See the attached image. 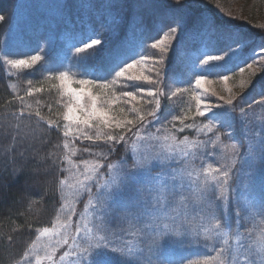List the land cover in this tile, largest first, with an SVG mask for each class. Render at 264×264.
Instances as JSON below:
<instances>
[{
	"label": "snow or ice",
	"instance_id": "6c2138e0",
	"mask_svg": "<svg viewBox=\"0 0 264 264\" xmlns=\"http://www.w3.org/2000/svg\"><path fill=\"white\" fill-rule=\"evenodd\" d=\"M87 3L88 0H81V7L84 8ZM170 3L180 8L183 5V0H170ZM6 22H8V18L0 15V24ZM186 23L182 15L160 21L162 27L168 28L169 33L174 35L177 40L182 32L185 33ZM101 24L107 31H113L118 26L115 17L111 19L102 17ZM217 31L215 25L203 18L192 24L193 35L207 36L212 39L213 34ZM133 36L134 40L122 43L119 48L110 52L105 48L103 35L98 33L95 28L91 31H76L66 26L61 32L50 30L33 37L37 42L43 43L45 52L43 59L45 60H49L48 52L57 42H63L62 54L49 60V67L44 70L58 73L54 79L59 81L61 98L67 97V107L63 113V134L65 137L72 134L89 141L104 140L115 146L124 142L126 137L123 134L117 137L113 134L101 133V127L110 130L118 129L123 132L132 130L135 126L137 131L140 128L147 131V127H150L152 122L159 121L165 101H173L175 98L183 96L186 90L180 87H176L174 91L171 88L165 90L164 82L166 80L171 79L173 83H182L179 76L184 74L172 72L168 67V61L164 54L169 53L175 47L173 44L172 48H169V37L157 40L151 45L153 49H161L159 60L153 62L159 67L148 69L149 72H155V79H153L151 75H145L142 70L145 58L141 56L139 60L133 59V56L138 54L137 47L144 45L143 39L136 41L135 29ZM85 39L88 40L87 43H84ZM224 40L226 44L222 49L225 51L223 56L207 55L204 59L199 60V64L196 63L199 57H190L188 53H185L184 56L178 55V59L186 72L205 71L207 74H211L212 68L222 67V62L233 56L242 47V42L238 37L233 38L232 35H229L225 36ZM29 43L30 41L26 40L22 33H18L9 24V35L0 44V55L4 56L11 69L36 70L38 62L42 60L41 55H31L23 59L7 58L11 54L10 47L28 49ZM233 43L238 45L235 50L231 48ZM104 55L108 57L107 63L99 65L97 61ZM257 55L264 57V48ZM248 67L252 68L253 65L249 64ZM59 68L68 70L59 71ZM0 70H2V65H0ZM72 70L75 75L87 78H72L69 75ZM29 74L28 71L21 73L23 76ZM204 78L203 75H197L194 81L196 89L202 90L195 94V111L191 112V109H188V112L183 116L172 117L173 121L178 120L181 125L177 128L176 124L172 123L175 132L183 133L185 130H195L198 134H205L203 139L189 141L188 136H184L183 139H179L176 135L164 136L165 144L160 148H153L148 153L134 150L135 154L130 166L126 159H121L115 166L111 163L107 164L110 178L104 180L103 184L95 185L97 189L95 196L101 204L98 210L99 215H94V220L98 223H94L91 228L85 224L82 230L79 221H76V235L72 236L70 229L73 224V216L68 215L66 221L63 223L57 221L52 229L44 228L40 234L49 235L56 232L58 236L62 237L57 239V245H68V240L71 239L70 247L78 249L71 255L79 258L78 264H140V260L137 258L140 253L134 252L132 248L125 250L110 246L113 244L110 236H116V233L110 232L109 225L117 219L120 198L125 195L131 184L148 185L150 190L157 191L162 188L164 191L172 193H175L177 189L195 186L199 193L196 202L190 208L184 209L183 217L179 214L163 215V219L168 223L160 230L158 236L149 238V250L159 252L164 241L174 245L176 253L167 257V264H185L189 257L201 254L205 255L202 264H210V262L211 264H257L258 259L259 264H264V242L259 243L255 248L248 243L252 239V230L247 229L246 225L249 222H254L257 215L264 217V196L259 199L255 197L251 176L246 189L247 196L243 201H237L234 210L232 200L226 195L232 183L231 175L236 171L230 163L221 164L219 167L211 169L213 175L210 179L205 175L203 181L199 179L194 181L192 171H189V169L194 170L196 161L202 162L206 157L216 155L214 150L209 151V145L217 144V141L220 140L221 130H225L224 138L226 140H234L236 125L243 124L247 114L245 108L239 107V103L236 102L237 98L234 96L227 99L219 96L218 99L222 102L212 103L211 96L216 93L203 88ZM222 79L227 80L228 77L223 76ZM144 82H147L151 87L145 90ZM116 85L131 90L123 91L120 97L113 96L111 99H107V92L94 94L95 89L111 90ZM35 91L39 92L41 89ZM31 92L32 89L29 88V94ZM118 99L132 105L128 109V115L131 118L118 119L109 115V108L105 105L115 104ZM240 99L242 100V97ZM139 103L154 107H152V111L141 114L143 109L136 106ZM259 103L264 104V99ZM171 106L175 107L174 104ZM238 108L239 111H237ZM121 111L124 110L121 109ZM24 115L23 112L20 113L22 118ZM35 115L40 117L39 112H36ZM28 118H31V113L28 114ZM198 118L199 124L197 123ZM40 119L43 120V117ZM47 124L49 127H60L59 121L49 120ZM93 128L97 131L95 135H90L88 130ZM144 139L159 142L160 138L149 134ZM246 139L248 146L243 152L236 144L228 146L230 155L227 159L231 160L232 156H239L248 162L252 169L256 167L257 162L264 166V123L261 124L258 132L246 135ZM64 147L67 149L69 142H65ZM84 151L91 152V148H85ZM177 156L182 158L183 168L171 167ZM95 167L99 168L100 165ZM157 167L160 172L153 175V169ZM65 170L67 171V169ZM208 172L209 169L204 168V173ZM162 178L163 182L160 183ZM60 182L64 183V181ZM217 189H219L220 195L216 194ZM136 191L139 192L140 189L137 188ZM78 192L79 189H77ZM89 194H91V189H89ZM153 199L156 200L155 204H150L148 200H141L138 205H126L125 210L136 208L137 211L134 215L137 221L145 216L160 219L163 207L160 206L158 197H153ZM222 208L223 211H221ZM68 211L74 213L75 209L69 207ZM124 218L126 217H120V219ZM190 218H198L199 223L195 228H193ZM9 240L11 241V237ZM218 244L219 247H217ZM39 247L40 245L36 242L29 245L28 249L23 252L21 261L24 264H29L31 256ZM44 247L47 248L49 245H44ZM212 252H215L216 255H210ZM46 258L51 260V254L49 253ZM42 259L44 257L36 256L37 261ZM196 264H200V262H196Z\"/></svg>",
	"mask_w": 264,
	"mask_h": 264
},
{
	"label": "rangeland",
	"instance_id": "374dc122",
	"mask_svg": "<svg viewBox=\"0 0 264 264\" xmlns=\"http://www.w3.org/2000/svg\"><path fill=\"white\" fill-rule=\"evenodd\" d=\"M122 1L125 4H130V11L133 14L123 43L134 40V29L136 41L138 42L139 39L144 41L143 47H137L136 51L138 54L133 56V59L139 60L143 56L145 58L142 69L144 74L151 75L155 79V72H149L148 69L159 67L158 64L154 65L153 62L159 60L161 49H153L151 45L157 40L169 37V48L171 49L173 44L175 47L169 53L164 54L168 61V67L172 72L184 74L179 76L183 81L182 83H173L171 79L166 80L164 82L165 90L171 88L174 91L176 87H180L186 91L182 97H177L173 101H165L159 121L152 122L150 127H147V131L144 128H140L137 131L135 126H133L132 130H124L123 132L118 129L110 130L101 127V133H109L117 137L121 134L128 136L129 143L122 148L121 154L118 144L113 146L104 140L89 141L72 134L68 137L64 136L63 113L67 107V97L61 98L62 92L59 90V81L54 79L58 73L44 70L49 67V60L62 54L63 42L58 41L48 52L49 60H45L43 59L45 56L43 43L33 39L34 36L50 30L61 32L66 26L76 31H91L95 28L100 33V30L104 29L101 24L102 17L105 19L115 17L116 11L113 8L117 7L119 0H88L84 8L81 7V0H17L10 19L9 24L18 33H22L30 43L28 49L10 47L9 52L11 54L7 58L23 59L31 55H41L42 60L38 62V67H36L35 71L11 69L7 65L4 56L0 55V64L6 76H8V86L15 96L25 98L29 95V88L32 89L31 93H33L37 84H44L50 89L52 88L59 98V106L53 116V121L60 122V127L57 129L62 136L63 146L65 142H69V147L67 149L64 147L62 176L59 180L58 188L59 207L48 228L52 229L57 221L63 223L67 220L68 215L73 216V224L70 229L72 236L76 235V221H79L82 230L85 224L91 228L94 223H98V221L94 220V215H99L98 210L101 204L95 196L97 191L95 185L103 184L104 180L110 178L107 164L118 165L121 159H125L123 157L128 156L130 158L128 165L130 166L135 154L134 150L148 153L153 148H160L165 144L164 136L176 135L179 139L188 136L189 141L205 137L204 133L198 134L195 130H185L183 133H177L172 128V123H175L177 128L181 127L178 120H172L173 116H183L188 112V109H191V112L195 111V94L197 91L202 92V90L196 89L194 85L197 75L205 77L202 81L203 88L216 93V95L211 96L212 103H221L222 101L218 99L219 96H223L225 99L234 96L237 98L236 102L239 103V107L245 108L247 114L244 123L236 125V138L234 140H226L224 138L225 130H221V133H219L220 140L217 141V144L209 145V151L214 150L216 155L206 157L202 162L196 161L194 170L189 169V171H192L193 180L199 179L203 181L205 175L210 179L213 175L211 169L219 167L221 164L230 163L236 171L231 175L232 183L226 195L232 200L234 210L237 201H243L247 196L246 189L250 176L255 190V197L259 199L264 196V166L257 162L256 167L252 169L249 167V163L242 160L239 156H232L231 160L227 159L230 155L229 145L236 144L239 150L243 152L248 146L246 135L258 132L261 124L264 123V104L259 103L264 99V62H261L264 61V57L257 55L264 48V0H260L263 4H254L255 0H183V5L180 8L173 6L170 0H120L119 3ZM2 6H4L3 1L0 3V9ZM147 6L154 7V9L155 6L158 7V14L154 9L151 12L152 9L147 8ZM159 7L163 10L161 13L159 12ZM1 10L4 11L3 9ZM193 10L195 11L194 14L191 13ZM144 13L149 16H156L152 21L144 23L142 18ZM181 15L187 22L186 30L185 33H181L177 40L174 35L169 33L168 28L162 27L160 21ZM202 18L215 25L218 29L213 34L212 39L207 36L193 35V22ZM250 28L256 29L255 35L250 33ZM8 35L9 25L0 39V44L3 43ZM229 35H232L233 38L238 37L242 42V47L233 56L223 61L222 67L212 68L210 70L211 74H207L205 71L186 72L178 59V55L184 56L185 53H188L190 57L198 56L197 64H199V60L204 59L207 55L223 56L225 51L222 49L225 48L226 44L224 37ZM87 42L88 40L85 39L84 43ZM237 47V44H231L233 50ZM249 64H252L253 67L249 68ZM66 70L68 69L59 68V71ZM25 71L30 73L27 76L28 78L20 80L19 77L23 76L21 73ZM36 71H39L41 79L33 81L34 77L31 75H34ZM69 75L74 79L87 78L75 75L74 70L70 71ZM223 76H227L228 79L223 80ZM144 87L146 90L151 85L144 82ZM126 90L131 89H124L120 85H116L111 90L95 89L94 94L107 92V99H111L113 96L120 97L121 93ZM241 97L242 100L240 99ZM33 100L30 101L31 105L29 108L38 111V108H36L38 103L35 104L36 100ZM173 104L175 107L171 106ZM105 106L109 108L110 116H115L118 119L131 118L128 115V109L132 105L126 104L122 100L118 99L115 104ZM136 106L143 109L141 114L152 111V107H154L143 103H139ZM121 109L124 111H121ZM237 111H239V108ZM188 114L190 115L191 113L189 112ZM199 122L198 118L197 123L199 124ZM158 129L159 131H157ZM88 131L90 135H95L97 130L93 128ZM129 132L133 135L132 138L127 135V133L130 134ZM149 134L159 137V142L144 139ZM85 148H91V152L84 151ZM110 149L112 151H109ZM120 155H122L121 158H118ZM96 165H100V167L97 168L95 167ZM171 167L183 168L182 158L177 156ZM204 168L209 169L207 174L204 173ZM159 172V167L153 169V175ZM60 181H64V183ZM162 182L163 178L160 183ZM137 188L140 189L139 192L136 191ZM77 189H79L78 193ZM89 189H91V194H89ZM216 194L220 195L219 189H217ZM198 195L199 193L195 186L177 189L175 193H172L166 192L162 188L157 191L155 189L150 190L148 185L131 184L125 195L119 200L120 210L117 212V219L109 225L110 232L116 233V236H110V239L113 240V244L110 246L125 250L132 248L134 252L140 253L137 257L140 260V264H167V257L176 253L175 246L168 241H164L159 252L150 251L149 238L158 236L160 230L168 223L167 220L163 219L164 214L168 216L179 214L183 217L184 209L186 207L190 208L196 202ZM153 197H158L159 204L163 207L160 219L145 216L137 221L134 215L137 211L136 208L125 210L126 205H138L141 200H148L150 204H155L156 200ZM81 202L82 206L79 208V203ZM165 202L167 203L165 204ZM221 203L224 202L221 201ZM69 207L74 208L75 212L70 213L68 211ZM221 211H223V208ZM120 217L126 218L120 219ZM190 219L193 228H195L199 223L198 218ZM246 228L252 230V239L248 243L252 244L254 248L259 243L264 242V217L257 215L255 221L249 222ZM120 229H123V231H120ZM100 234L103 235V233ZM37 237L34 242L40 247L31 256L29 264H78L79 258L71 255L73 251H78V249L70 247L72 244L71 239L68 240V245H57V239L62 237L58 236L56 232H52L49 235H41L39 233ZM44 245H49V247L46 248ZM219 246L218 244L217 247ZM49 253L52 256L51 260L46 258ZM37 255L44 257V259L37 261ZM210 255L215 256L216 253L212 252ZM204 259L205 255L203 254L194 255L189 257L185 264H196V262L202 264ZM15 264H24V262L20 260ZM257 264H259V259Z\"/></svg>",
	"mask_w": 264,
	"mask_h": 264
},
{
	"label": "trees",
	"instance_id": "16d2710c",
	"mask_svg": "<svg viewBox=\"0 0 264 264\" xmlns=\"http://www.w3.org/2000/svg\"><path fill=\"white\" fill-rule=\"evenodd\" d=\"M2 1L4 6L1 9L4 11L0 9V15L6 16L8 22L0 24V39L17 4V0H0V3ZM119 2L113 8L118 26L113 31L100 30L109 52L125 41L132 20L130 4ZM254 2L263 4L260 0ZM147 8L152 9L151 12L154 9ZM157 8L155 6L154 11L158 14ZM162 11L159 7V12ZM155 16L144 13L142 18L147 23ZM255 30L249 29L254 35ZM107 59V55L101 56L97 63L104 65ZM31 76L34 77L33 81L41 79L39 71ZM26 78L19 77L20 80ZM34 88L41 91H33L27 98L15 96L8 86V76L3 68L0 70V264L19 262L41 230L51 225L59 207L58 188L65 151L59 130L47 124L49 120H54L59 98L52 88L44 84H37ZM33 99L36 100L35 104L38 103V111L29 108ZM21 112L25 114L23 118ZM36 112L43 120L35 115ZM29 113L31 118H28ZM127 135L133 137L131 133ZM125 137L126 140L118 144L120 154L129 143L128 136ZM123 158L130 162L128 156ZM81 206L82 202L79 208Z\"/></svg>",
	"mask_w": 264,
	"mask_h": 264
}]
</instances>
